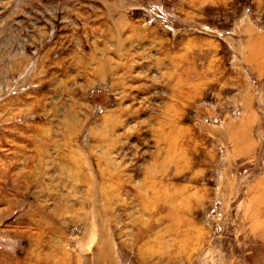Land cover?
Wrapping results in <instances>:
<instances>
[{"label": "rangeland", "instance_id": "rangeland-1", "mask_svg": "<svg viewBox=\"0 0 264 264\" xmlns=\"http://www.w3.org/2000/svg\"><path fill=\"white\" fill-rule=\"evenodd\" d=\"M0 264H264V0H0Z\"/></svg>", "mask_w": 264, "mask_h": 264}, {"label": "bare ground", "instance_id": "bare-ground-1", "mask_svg": "<svg viewBox=\"0 0 264 264\" xmlns=\"http://www.w3.org/2000/svg\"><path fill=\"white\" fill-rule=\"evenodd\" d=\"M86 58H88V57H86ZM87 68V67H86ZM114 71V70H113ZM107 76H109V75H107Z\"/></svg>", "mask_w": 264, "mask_h": 264}]
</instances>
